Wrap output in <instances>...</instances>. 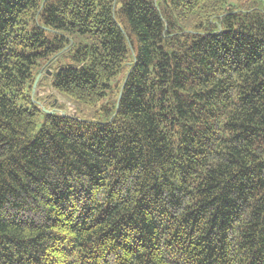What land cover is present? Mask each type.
Instances as JSON below:
<instances>
[{"label": "trees", "instance_id": "obj_1", "mask_svg": "<svg viewBox=\"0 0 264 264\" xmlns=\"http://www.w3.org/2000/svg\"><path fill=\"white\" fill-rule=\"evenodd\" d=\"M244 2L0 0V264H264ZM44 85L105 118L42 106Z\"/></svg>", "mask_w": 264, "mask_h": 264}, {"label": "rangeland", "instance_id": "obj_2", "mask_svg": "<svg viewBox=\"0 0 264 264\" xmlns=\"http://www.w3.org/2000/svg\"><path fill=\"white\" fill-rule=\"evenodd\" d=\"M231 4L234 5H242L244 0H229ZM256 2V8H260L264 10V0H255ZM77 40H81L79 36H77ZM113 84L115 83V79L112 82ZM39 97L41 99H37L39 103H41L42 106H47L48 107L52 104L47 103V100L44 98L48 94H54L56 97L55 102H58V106L61 110H65L69 114H78V118L80 119H87V120H94L97 121L99 119H104L105 115L102 114L101 111V104H97L96 106H89L81 102H71L69 101L66 97H64L62 94L58 93L55 91L50 85H44L42 88H40L37 91ZM44 98L45 100L43 101ZM51 107V106H50ZM43 120V115H41V119L39 121V125H41Z\"/></svg>", "mask_w": 264, "mask_h": 264}, {"label": "water", "instance_id": "obj_3", "mask_svg": "<svg viewBox=\"0 0 264 264\" xmlns=\"http://www.w3.org/2000/svg\"><path fill=\"white\" fill-rule=\"evenodd\" d=\"M49 72H50V71H49ZM40 77H41V73H40V74H38V76L36 77V80H35V83H34V87H36V86H37V83H38V81H39Z\"/></svg>", "mask_w": 264, "mask_h": 264}]
</instances>
